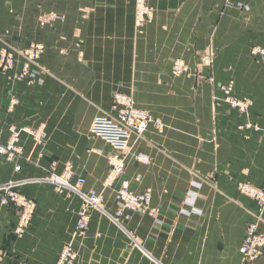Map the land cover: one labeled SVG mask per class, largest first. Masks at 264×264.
<instances>
[{"label":"crops","instance_id":"0c3cea01","mask_svg":"<svg viewBox=\"0 0 264 264\" xmlns=\"http://www.w3.org/2000/svg\"><path fill=\"white\" fill-rule=\"evenodd\" d=\"M150 2L154 21L137 36L134 0H0L1 43L44 47L33 85L0 76V119L18 129L44 125L47 134L41 152L21 134L19 171L0 158V185L17 183L35 203L20 238L11 233L19 212L0 208V264H56L71 243L86 202L57 194L44 179L53 162L70 163L83 191L103 198L73 239L74 264H264V254L248 263L238 250L251 223L264 238V208L236 189L264 191V59L250 54L264 48V0ZM205 51L210 72L200 60ZM176 59L197 77H172ZM229 84L251 101L246 113L226 103L221 88ZM119 91L166 125L162 135L149 128L131 138L122 177L133 193L151 191L155 217H118L114 191L102 187L111 148L89 127ZM12 95L17 103L7 113Z\"/></svg>","mask_w":264,"mask_h":264},{"label":"built area","instance_id":"2783aa9c","mask_svg":"<svg viewBox=\"0 0 264 264\" xmlns=\"http://www.w3.org/2000/svg\"><path fill=\"white\" fill-rule=\"evenodd\" d=\"M136 25L142 27L151 20V10L146 4V0H137ZM7 53V52H6ZM204 66L207 70L212 67L213 56L211 52H206ZM250 54L254 58L264 59V48L254 46ZM39 49H31L18 54L23 59L20 64L18 75L19 81H23L30 72V66L38 58ZM2 62L7 61L9 64L4 66L5 72L11 71L14 67L13 57L3 54ZM3 65V64H2ZM172 73L174 76L190 75V69L183 61H175ZM226 103L240 113H246L251 101L247 98H237L233 94L232 84L221 88ZM152 128L157 134H163L165 124L160 118L152 116L147 111L136 106L135 101L123 94H116L113 97L111 110L109 113L96 116L90 125V133L103 141L111 148V154L107 158L108 170L102 183L104 189H112L117 205V216L128 217L129 214H145L155 217L158 210L151 205V191L149 189L142 193H133L129 189V184L122 177L125 172L127 157L130 153L131 138H142L144 133ZM36 144L41 145L45 135L43 130H39L34 137ZM0 158L13 166L14 171L20 170V161L24 160L23 148L20 146V138L13 133L6 142L2 141L0 131ZM133 159L143 165L149 163V157L143 154H136ZM48 182L54 188V191L62 196L75 194L85 200V205L78 212V222L74 231V236L78 237L83 234L88 224V210L91 206L102 209L103 198L101 195H87L83 191L85 179L81 177H72L68 169L58 177L51 175ZM18 187L17 183H11L6 187H1L0 204L2 206H13L19 212L18 224L15 235L23 236L28 227L35 211L34 201L21 196L15 192ZM237 191L256 202L260 209L264 208V191L257 189L247 183H238ZM239 253L243 260L251 263L258 260L264 254V238L258 233L255 223L248 225L245 239L239 248ZM76 252L72 244L68 243L63 246L56 264H74L76 261Z\"/></svg>","mask_w":264,"mask_h":264},{"label":"rangeland","instance_id":"374dc122","mask_svg":"<svg viewBox=\"0 0 264 264\" xmlns=\"http://www.w3.org/2000/svg\"><path fill=\"white\" fill-rule=\"evenodd\" d=\"M146 4H147V6H149V8H150V10H151V20L150 21H148L147 23H145V25H143L142 27H138L137 25H136V15H137V0H134V13H133V25H134V30H135V33H136V35L137 36H141L143 33H144V31H145V29L148 27V26H150L152 23H153V21H154V18H155V8H154V6L151 4V2H150V0H146ZM5 44V45H4ZM39 49V55H38V58L36 59V60H34V64H32L31 66H30V72L27 74V77L23 80V81H19L18 79L20 78V74L18 75V70H19V67H20V64L21 63H23V59L21 58V57H19L18 56V54L19 53H21V52H24V51H29V50H31V49ZM262 48V47H261ZM43 51H44V47H43V44L42 43H38V42H31V43H29L28 44V46L27 47H23V48H21V47H18V46H14V45H9V44H6V43H1V40H0V76H4L6 79H7V81L8 82H10V83H24L26 86H31V85H33L34 83H35V78H34V75L32 74V69H33V67H37V68H41L40 66H39V60H40V58H41V56H42V54H43ZM7 52V53H6ZM208 52V51H207ZM8 54V55H11L12 57H13V61H14V67H13V69L11 70V71H7V72H5V68H4V66L6 65H8L9 64V62H7V61H4V62H2L1 60H2V56H3V54ZM206 51L205 52H203L202 54H201V56H200V60H201V64H202V66L205 68V66H204V59H205V57H206ZM259 59V58H258ZM177 60H181V61H183L182 59H176V60H174L173 61V63H172V66H171V72H170V74H171V76L172 77H174V78H195V77H197V73H196V71H193L192 70V68L185 62V61H183L186 65H188V67H189V69H190V75L188 76V75H185V76H180V77H177V76H174L173 75V73H172V70H173V67H174V64H175V61H177ZM203 61V62H202ZM3 64V65H2ZM212 65H213V62H212ZM212 68V67H211ZM206 69V68H205ZM207 70V69H206ZM211 70V69H210ZM210 70H207V71H209L210 72ZM211 79V78H210ZM116 94H123V95H127V96H129V97H131L134 101H135V99L132 97V95H130V94H126V93H123L122 91H119V92H116L114 95H116ZM114 95H113V97H114ZM113 97H112V100H113ZM16 103H17V100H16V98L14 97V95H12L11 96V98H10V101H9V105H8V108H7V113H11L12 111H13V109H14V107H15V105H16ZM135 104H136V106L138 107V108H140L138 105H137V103H136V101H135ZM112 105V104H111ZM140 109H142V108H140ZM111 110V109H110ZM143 110H145V109H143ZM145 111H147V110H145ZM110 112V111H109ZM109 112H106V113H109ZM148 113H150L152 116H154L151 112H149V111H147ZM103 114H105L104 112L101 114V115H103ZM155 117V116H154ZM157 118H159V117H157ZM92 122V121H91ZM4 123H5V120L4 119H0V129L2 130V131H7L8 132V136L10 137L13 133H16L18 136H19V138L21 137V134L22 133H25V134H27L31 139H32V141H33V149L34 150H36L37 152H41V150L43 149V147L45 146V144H46V141H47V134H46V132H45V127H44V125H39L37 128H31V127H23L22 129H18L16 126H14L13 124H10V125H7V127H4ZM164 123V122H163ZM165 124V123H164ZM90 125H91V123H90ZM165 127H166V125H165ZM166 129V128H165ZM39 130H43V132H44V135H45V138H44V141H43V143L41 144V145H38V144H36L37 142H35L34 141V137H35V134L39 131ZM89 134L91 135V137L92 138H96V137H94L91 133H90V127H89ZM160 135H162V134H160ZM112 152V151H111ZM111 154V153H110ZM109 154V155H110ZM108 155V156H109ZM108 156H107V158H108ZM3 160V159H2ZM108 164V163H107ZM62 169V170H61ZM61 169H58V165H57V163L56 162H53L47 169H46V175H45V177H44V179L48 182V179H50L52 176V174L53 175H55V176H58V177H60V176H62L64 173H65V170L66 169H68L69 170V172L72 174V177L74 178V177H81V178H83L73 167H72V165L70 164V163H67L66 165H64ZM61 170V171H60ZM11 183H14V182H9V183H6V184H3V185H0V188L2 187H6V186H9V185H11ZM49 183V182H48ZM50 184V183H49ZM52 186V185H51ZM84 188V187H83ZM54 189V188H53ZM15 192H17V193H19L18 192V190H17V187L15 188V190H14ZM20 194V193H19ZM2 195V193L0 192V196ZM21 195V194H20ZM69 195V194H68ZM21 196H23V195H21ZM67 196V195H66ZM102 205H103V203H102ZM0 208H14V209H16L15 207H13V206H2L1 204H0ZM18 219H19V216H18ZM17 224H18V220H17V222H16V225H14L13 226V228H12V234L14 235V237L15 238H20V237H18V236H16L14 233H15V230H16V227H17ZM29 225H30V223H29ZM29 225H28V227H29ZM28 227L26 228V230L28 229ZM26 230H25V232H26ZM25 234V233H24ZM23 234V235H24ZM75 238V236H74V233L72 234V238H71V244H72V247H73V239ZM68 244V243H67ZM63 248V247H62ZM73 250H74V248H73ZM75 251V250H74ZM5 252V251H4ZM77 255V254H76ZM76 258H77V256H76Z\"/></svg>","mask_w":264,"mask_h":264},{"label":"bare ground","instance_id":"6f19581e","mask_svg":"<svg viewBox=\"0 0 264 264\" xmlns=\"http://www.w3.org/2000/svg\"><path fill=\"white\" fill-rule=\"evenodd\" d=\"M147 3V2H146ZM149 7V6H148ZM145 25V24H144ZM259 47V46H258ZM203 62V61H202ZM180 77V76H179ZM113 193V192H112ZM239 250V249H238Z\"/></svg>","mask_w":264,"mask_h":264}]
</instances>
